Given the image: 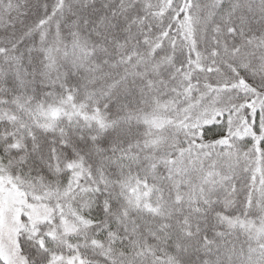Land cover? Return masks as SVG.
Listing matches in <instances>:
<instances>
[{"label": "snow or ice", "instance_id": "1", "mask_svg": "<svg viewBox=\"0 0 264 264\" xmlns=\"http://www.w3.org/2000/svg\"><path fill=\"white\" fill-rule=\"evenodd\" d=\"M0 264H264V0H0Z\"/></svg>", "mask_w": 264, "mask_h": 264}]
</instances>
